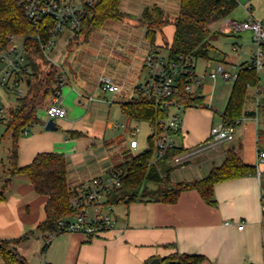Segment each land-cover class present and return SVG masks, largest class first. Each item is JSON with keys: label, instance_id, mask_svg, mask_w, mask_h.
I'll return each instance as SVG.
<instances>
[{"label": "crops", "instance_id": "1", "mask_svg": "<svg viewBox=\"0 0 264 264\" xmlns=\"http://www.w3.org/2000/svg\"><path fill=\"white\" fill-rule=\"evenodd\" d=\"M252 1L245 3V8L252 10ZM165 4L160 5L164 11L168 3ZM147 6L151 5H143L136 15H126L100 33L94 48L76 47L80 42L88 43L95 31L87 41L75 40L68 33L55 38L46 56L59 67L57 101L65 107L66 116L46 115L48 120L53 119L55 129L47 130V121L31 125V130L26 128L19 139V165L29 163L40 151L63 153L67 182L73 188L92 176H104L133 150L129 146L130 129L128 136H124V145H119L122 137L119 123L110 118L118 120L123 114L120 103L137 95L135 87L147 77L143 59L148 51L156 48L162 54V48L167 50L174 34L170 21L157 33L154 45L149 42L139 22ZM227 16L210 23L212 32L238 31L228 24L231 20ZM214 26L217 28L213 29ZM232 44L239 46L237 42ZM254 51L252 48L244 55L236 53L233 60L216 58L214 67L207 60L203 70L222 64L231 72L226 67H234V62L240 65L251 61ZM245 55L248 58H243ZM103 75L120 84L122 90L115 94L101 90L99 79ZM262 87L247 88L244 114L233 139L208 142L212 119L200 106L188 109L180 131L174 134L176 147L182 146L185 151L204 147L191 157L192 163L189 160L184 164L191 174L182 177L184 180L206 176L212 167L223 163L230 148L236 149L244 162L258 166L259 175L247 174L215 183V204L206 203L195 190L183 191L173 203L156 200L120 203L123 208L116 212L114 228L92 237L80 232H61L46 243V237L36 232V226L44 219L47 197L34 192L28 178H21L20 174L10 179L4 189L5 198L0 201V238L12 239L34 230L32 236L14 245L28 264H144L173 252L203 256L198 264H264V165L256 162V150L264 149ZM203 88L201 84V92ZM211 98L209 95L208 99ZM52 100L51 96L43 109ZM124 117L121 125L125 134L132 119ZM177 167L180 166L173 169ZM0 264H5L1 257Z\"/></svg>", "mask_w": 264, "mask_h": 264}, {"label": "trees", "instance_id": "2", "mask_svg": "<svg viewBox=\"0 0 264 264\" xmlns=\"http://www.w3.org/2000/svg\"><path fill=\"white\" fill-rule=\"evenodd\" d=\"M120 2L121 0H97L89 6L82 18L80 29L74 34L73 39L87 41L90 35L107 21L123 20L127 14L120 8ZM236 5V0H179L178 12L173 19H170L161 6L152 4L142 10L139 22L145 29V37L154 45L157 33L171 21L174 24V34L171 43L167 45V59L179 60L190 57L195 62L199 58L211 59L209 52L214 47L210 37L214 32L210 28V23L226 17ZM10 35L24 38L23 51L28 70L18 72L17 75H23L22 79L27 88L22 96L16 97V104L7 108L6 128L3 135L9 134L11 143L6 169L0 183V201L5 198L4 189L10 179L15 175H25L34 192L47 197L44 204L45 216L36 226V232L45 237L52 233L57 235L58 221L71 217L75 212L70 206L72 187H69L67 182L65 155L55 151H40L24 165H19L17 159L20 137L28 126L42 123L38 110L59 89V67L47 59L41 41L35 37V31L23 15L17 0H0L1 47L8 45ZM236 74L222 114L224 122L235 127L244 114L247 88L258 86L260 81L252 60L238 65ZM186 83L187 77L181 76L179 91L171 96L161 97L158 102L154 99L148 100L135 87L137 95L120 103L124 115L132 120L146 121L153 131L148 135L147 147L143 151L134 155L126 153L125 158L114 166L122 168L124 175L120 186L108 194L106 201L108 205L146 200L173 203L186 190H195L206 203L213 205L215 183L256 174L255 165L244 162L234 148L227 150L221 165L212 167L201 179L171 182L169 174L173 166L164 161L157 164L148 163L153 156L156 136L160 132L159 122L168 111L163 106L164 101H176L184 107H198L203 101L201 85L186 91L184 89ZM183 150L182 146H177L170 150L169 154ZM149 182L162 184L163 187L146 192L145 187ZM33 234L34 230H30L16 238H0V257L5 264H28L14 245ZM202 259L201 255L173 252L160 258L159 264H198ZM148 261L144 264H148Z\"/></svg>", "mask_w": 264, "mask_h": 264}, {"label": "built area", "instance_id": "3", "mask_svg": "<svg viewBox=\"0 0 264 264\" xmlns=\"http://www.w3.org/2000/svg\"><path fill=\"white\" fill-rule=\"evenodd\" d=\"M96 1L17 0V4L22 9L27 21L32 25L35 37L41 41V46L46 55V50L52 47L57 36L68 33L73 37L79 31L86 9ZM236 1L239 2L240 0ZM247 16V19L241 22L229 21V24L234 30H249L251 32L252 40L256 45L252 54V61L256 70L259 71L264 68V18H254L249 7L247 8ZM46 35L48 36L47 38L45 37ZM14 37V35H10L8 45L0 46V86L5 89H11L17 96H22L25 93L20 87L23 75L18 76L17 74L28 70L25 66L23 51L24 38L22 37L20 46H15L13 44ZM143 66L148 70V74L145 80L136 86V90L146 96L148 100L154 99L155 102H158L161 97H168L177 93L180 88L181 76L187 77V83L184 86L186 91H191L194 86L201 85L203 79L207 76L212 79L217 77L235 79L237 76L236 72L232 73L225 70L222 64H218L214 69L198 75L195 72L192 58L168 60L156 48L150 49L145 55ZM99 87L101 90L111 94L122 90L120 84L114 82L106 75L100 77ZM52 97L53 100L44 108L46 115L49 118L65 117L66 109L57 101L59 91L57 90ZM163 106L168 111L166 116L159 122L160 132L156 136L153 156L148 163L157 164V162L164 161L171 166H182L194 154L201 152L204 147L198 146L191 151L183 150L170 155L169 151L176 147L173 139L174 134L180 131L182 124V118L177 112H172V109L178 110L184 105L176 101H164ZM2 111L3 108L0 106V114ZM139 130V127L136 126L130 131L129 146L132 149H136L139 145L136 137ZM235 131L236 127L226 124L222 118V121L217 126L210 128L208 142L215 144L223 140L233 139ZM24 133H26V130ZM256 162L257 165H264V149L256 150ZM256 169V173L259 175L258 166ZM123 175L124 170L122 168L113 167L104 176H92L73 187L70 195V206L75 212L71 217L58 221L57 233L80 232L92 237L105 230L114 228L116 220L110 213L111 211H109L111 206L106 201L108 194L120 186ZM239 227L241 228L242 224H239ZM54 235L56 234H48L45 242H50Z\"/></svg>", "mask_w": 264, "mask_h": 264}, {"label": "rangeland", "instance_id": "4", "mask_svg": "<svg viewBox=\"0 0 264 264\" xmlns=\"http://www.w3.org/2000/svg\"><path fill=\"white\" fill-rule=\"evenodd\" d=\"M249 0H240L237 2L236 7L228 14L227 19L235 22H241L245 19H247V8H245L244 4L248 3ZM167 8L166 11L168 12L169 18L175 17V15L178 12V7H179V0H121L120 2V8L126 12L127 16H133L136 15L137 12L141 9L143 5H152V4H157V5H166ZM253 8L251 10V14L254 18L259 19L261 16H264V0H253ZM165 7V6H163ZM117 21H107L106 26L102 25L98 30H96L93 34L91 39H89L88 43L85 42H80L78 44V47L76 48H94L96 47V40L95 38L102 33L103 31L109 30L110 26L113 24H117ZM229 24V22H228ZM216 26L213 27V29ZM217 28V27H216ZM212 30V29H211ZM214 32V31H213ZM57 39V38H56ZM22 41V37L20 36H15L13 38V44L15 46H20ZM210 41H212L213 45H215L218 49L216 50L215 48H212L209 52L211 59H205V58H199L196 61V67H195V72L196 74H201L202 72H205L204 66L206 65L207 60L209 61V66L214 67L216 65V62L214 59L216 58H225L226 60H233L236 53H241L244 55L246 51L251 50L252 48H256L255 43L252 40V34L249 30H238L233 33H223L220 31H215L212 33L210 37ZM233 42H237L238 45L232 44ZM238 46V47H237ZM67 48V47H66ZM235 48V49H234ZM162 55L166 56L167 50L162 48L161 50ZM243 58H248V56H243ZM236 65L233 66H228L226 67L228 70H230L232 73L237 71L238 68V62H234ZM145 75L147 76L148 70L145 68ZM235 70V71H234ZM209 71V70H207ZM259 74V86L264 87L263 83V77H264V72L263 70L258 71ZM145 76V77H146ZM233 84L232 79H226L223 80L221 78L217 79H212L210 77H205L203 79L202 85L203 89L201 94L204 96L203 101L200 105L201 108H204L206 112L210 114V117L212 119V125L217 126L221 121H222V116L221 114L224 111V108L227 103V99L229 96V93L231 91V87ZM213 85V88L211 89V86ZM20 87L23 89V91L26 90L27 85L25 84L24 81L20 83ZM262 87V88H263ZM211 95V100L208 99V96ZM16 97L17 95L15 94L14 91L11 89H5L4 87L0 86V106L3 108V111L0 114V183L2 180V177L4 176V170L6 169L7 165V156L10 148V136L8 135H3L5 128H6V118H7V108L14 106L16 104ZM205 98V99H204ZM115 107L117 106L118 108V103L115 102ZM190 107H182L177 109H172V112H177L179 116L182 118V121L184 123L185 118L187 116V111ZM38 116L39 118L46 122L48 121V117L46 116L45 110L40 108L38 110ZM111 117V116H110ZM112 119V120H111ZM113 123L115 121H118L119 123V133H122V137L119 140V145H124V136H128L129 129L131 131L132 128L138 126L139 127V132L136 135L139 145L136 149L128 151V155H134L137 154L141 151H143L147 147V137L152 133V127L147 123L146 121H136V120H131L129 124V128L127 129V132L125 131L124 134V126L121 125L122 122H124L125 117L124 114H121V116L118 118V120H114V118H110ZM28 130H31V126L27 127ZM25 133L22 134L24 136ZM117 143V144H118ZM193 160V159H192ZM192 160L189 161V163H192ZM188 166L183 165L180 167H177L175 169H172L170 172V180L171 182H178L181 180H184L182 177H186L185 175H191L188 173ZM21 178H25L27 180V177L25 175H22ZM157 187H163L162 184H155L152 182H149L147 186L145 187V191H149L153 188ZM144 190V189H143ZM124 204V203H123ZM123 204H117L111 206V211L110 213L116 217V212L120 211L119 209L123 208ZM150 260L148 261L149 264Z\"/></svg>", "mask_w": 264, "mask_h": 264}, {"label": "water", "instance_id": "5", "mask_svg": "<svg viewBox=\"0 0 264 264\" xmlns=\"http://www.w3.org/2000/svg\"><path fill=\"white\" fill-rule=\"evenodd\" d=\"M55 124H54V121L53 119H49L47 122H46V125H45V128L47 130H51V129H55ZM160 262V258L158 257H154L150 260L149 264H159Z\"/></svg>", "mask_w": 264, "mask_h": 264}]
</instances>
